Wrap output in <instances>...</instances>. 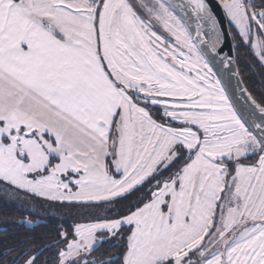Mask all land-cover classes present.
I'll use <instances>...</instances> for the list:
<instances>
[{
    "label": "snow or ice",
    "instance_id": "1",
    "mask_svg": "<svg viewBox=\"0 0 264 264\" xmlns=\"http://www.w3.org/2000/svg\"><path fill=\"white\" fill-rule=\"evenodd\" d=\"M222 6L264 67V0ZM221 43L205 0H0V186L61 217L0 264H264V99Z\"/></svg>",
    "mask_w": 264,
    "mask_h": 264
},
{
    "label": "trees",
    "instance_id": "2",
    "mask_svg": "<svg viewBox=\"0 0 264 264\" xmlns=\"http://www.w3.org/2000/svg\"><path fill=\"white\" fill-rule=\"evenodd\" d=\"M229 27L232 35L230 24ZM232 39L240 77L248 91L252 93L257 102H260L264 99V68L256 61L250 48L240 42L239 37L234 38L232 35ZM96 215H103V213H96ZM29 216L34 221L33 225L28 226L21 223L25 217ZM63 218L64 226L69 229L74 221L88 222L89 219L87 214H78L75 209L71 214L64 211ZM60 219V216L45 210L43 201L37 199L13 201L3 194V188L0 186V253H3L6 248L21 245L28 238L33 239L38 248L50 243L51 240L42 238L50 236L51 239H55L54 232ZM52 251L54 249H50L45 255L50 257ZM117 251V248L105 243L104 247L98 248L93 255L100 257L103 254V259L108 260L109 256H115ZM15 255L16 253H12L7 256V259L12 260ZM44 258L42 256L41 260Z\"/></svg>",
    "mask_w": 264,
    "mask_h": 264
},
{
    "label": "water",
    "instance_id": "3",
    "mask_svg": "<svg viewBox=\"0 0 264 264\" xmlns=\"http://www.w3.org/2000/svg\"><path fill=\"white\" fill-rule=\"evenodd\" d=\"M174 2L187 3V0H174ZM205 3L208 5L209 10L216 21L218 31L222 32V43L217 46L218 55L215 56H213V54L207 50V46L205 44H201L200 47L208 53L209 62L212 63L214 70L218 71L219 73L225 74L224 82L230 85L234 97V102L246 106L245 97L240 95L239 90L237 88V80H242L240 75L232 76L229 70L224 68L223 63H220L221 58L226 57L229 61L233 63L234 70H238L236 65L234 43L230 32L228 19L224 13L220 0H205ZM177 15L182 17L185 23L190 25V31L192 33L193 38H195L197 21L196 18L191 15V10H177ZM201 34L205 37L206 40L214 39L209 27H202ZM241 87L246 88L244 83L241 85ZM237 97L239 99H236Z\"/></svg>",
    "mask_w": 264,
    "mask_h": 264
},
{
    "label": "rangeland",
    "instance_id": "4",
    "mask_svg": "<svg viewBox=\"0 0 264 264\" xmlns=\"http://www.w3.org/2000/svg\"><path fill=\"white\" fill-rule=\"evenodd\" d=\"M220 2H221V5L223 4V0H220ZM222 8H223V6H222ZM224 10V9H223ZM224 13H225V11H224ZM225 15H226V13H225ZM226 17H227V15H226ZM228 19V18H227ZM229 22V21H228ZM231 30H232V35H233V37L235 38L236 36L238 37V35H236V33H235V29H234V26H231ZM254 57H255V55H254ZM255 59H256V61L259 63V60H258V58L257 57H255ZM260 64V63H259ZM264 68V67H263Z\"/></svg>",
    "mask_w": 264,
    "mask_h": 264
}]
</instances>
